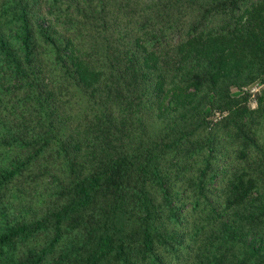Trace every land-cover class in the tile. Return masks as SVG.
<instances>
[{"label":"trees","instance_id":"obj_1","mask_svg":"<svg viewBox=\"0 0 264 264\" xmlns=\"http://www.w3.org/2000/svg\"><path fill=\"white\" fill-rule=\"evenodd\" d=\"M0 264H264V0H0Z\"/></svg>","mask_w":264,"mask_h":264}]
</instances>
